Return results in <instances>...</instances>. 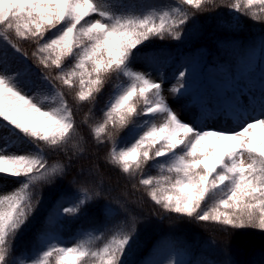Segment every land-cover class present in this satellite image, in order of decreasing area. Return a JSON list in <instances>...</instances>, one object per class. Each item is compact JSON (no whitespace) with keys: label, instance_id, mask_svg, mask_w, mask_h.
<instances>
[{"label":"snow or ice","instance_id":"snow-or-ice-1","mask_svg":"<svg viewBox=\"0 0 264 264\" xmlns=\"http://www.w3.org/2000/svg\"><path fill=\"white\" fill-rule=\"evenodd\" d=\"M210 4L212 0H0V181H15L14 188L3 185L0 190V264H128L137 218L125 201L98 205L101 216L92 227L99 235L87 233L65 244L56 234L67 218H78L102 198L87 186L103 185L95 163L81 166L71 181L79 180L81 186L60 197L45 215L37 232L44 239L24 251L16 247L38 210L43 187L63 179L83 156V149L69 153L77 124L54 81L78 88V102H95L110 79L124 78L113 86L102 122L90 128L97 142L104 135L112 142L106 163L134 179L151 162L158 175L141 176L139 184L166 213L224 229L264 232V41L258 63L255 46L239 45H229L230 51L211 67L201 63L198 70L189 58L176 63L168 91L185 101L190 120L181 119L165 96L167 77L160 70L165 50L151 46L156 39L181 40L195 14ZM227 7L264 21V0H231ZM25 40L34 43L32 56L42 69L56 70L54 78L27 64L12 68L15 54L26 60L19 45ZM137 62L143 70L135 67ZM164 63L171 66V58ZM153 71L158 79L152 78ZM140 117L144 119L137 124ZM221 118L232 119L233 128L207 127ZM109 126L128 133L117 140ZM45 149L63 152L67 162L50 163ZM130 220L131 228L125 230ZM105 231L110 238L94 247L93 239ZM169 248L163 258L145 257L141 264H216L185 259L186 252ZM257 264H264V252Z\"/></svg>","mask_w":264,"mask_h":264},{"label":"trees","instance_id":"trees-1","mask_svg":"<svg viewBox=\"0 0 264 264\" xmlns=\"http://www.w3.org/2000/svg\"><path fill=\"white\" fill-rule=\"evenodd\" d=\"M147 2H161V0H147ZM169 2V0H162ZM231 0H212V4L205 6L195 14L193 20L186 26L184 36L179 41L158 39L151 42L152 47L165 50V56L161 58V71L164 74L176 70V63L189 58L197 65L206 63L211 67L214 59L225 56L230 51L229 45L255 46L260 48L264 41V21L256 22L241 13L230 10L227 5ZM223 5V6H221ZM191 11V10H190ZM239 17L237 24L235 17ZM22 53H26V64L31 66L34 72L46 74L54 78L56 70H44L33 58L35 45L30 40L19 41ZM171 58V66L164 60ZM70 63V62H69ZM67 66V64H66ZM24 67V66H22ZM20 67V68H22ZM219 77V73H218ZM218 79V78H217ZM124 82V78L110 79L95 102H78L75 99L78 88H68L59 81H54L57 89L64 95V99L73 111V119L77 124V133L67 146L69 153H79L83 149V156L74 160L68 170V174L61 180H57L51 186L43 187V198L38 210L34 213L29 224L21 231L16 247L20 251L35 247L43 236L37 237L42 221L56 201L81 186L80 181L71 183L77 176L81 166L85 169L92 164L99 165L98 176L104 178L102 186L95 182L87 185L101 192V199L97 204L89 206L78 218H67L62 230H56V234L65 243L87 233L93 236L92 225L96 224L101 216L98 205L110 203L115 206V200L120 199L128 203L129 208L136 219V236L133 239L128 264H141L148 257L153 258L165 245L186 252L187 259H207L216 264H257L261 253L264 252V232L256 229H224L220 225L210 222H198L188 217H180L176 214L166 213L155 205L147 196V189L139 184L141 176L158 175V169L151 166V162L143 172L137 173L134 179L125 177L117 168L106 163V154L112 147V142L107 135L102 137L103 142H97L90 133V128L98 122H102L103 110L109 99L113 86ZM144 118L140 117L137 124ZM131 127V126H130ZM109 131L119 140L126 136L128 129L116 131L109 126ZM49 162L63 161L67 158L63 152H50L45 149ZM135 185V187H133ZM210 203V202H209ZM110 215V213H103ZM122 217H117L119 220ZM131 220L125 226L130 230ZM110 238V233L105 231L100 239H93L94 247H101L105 240Z\"/></svg>","mask_w":264,"mask_h":264},{"label":"rangeland","instance_id":"rangeland-1","mask_svg":"<svg viewBox=\"0 0 264 264\" xmlns=\"http://www.w3.org/2000/svg\"><path fill=\"white\" fill-rule=\"evenodd\" d=\"M259 59H260V50H259V48H256L255 49V62L258 63ZM10 62H11V66L13 69L20 68L25 64L24 60L20 58L19 54H15L14 58H12ZM135 67L140 68L142 70L144 69V65L142 63L136 64ZM245 71H247V70H245ZM216 76H217V74L214 73V77H216ZM171 77H172V74L164 82V94L168 98L171 107L178 113V115L181 117V119L190 120L191 116H192L191 111L184 109L182 107L185 101L183 99H179V100L173 99L172 95L168 91L170 85L175 82ZM152 78L153 79L159 78L156 71H153ZM32 79H36V77H32ZM35 91H36V89H33V92H35ZM46 91H47V89L45 90V92ZM245 103H247L246 98H245ZM207 127H209V128H213V127H215V128H226V129L231 130L233 128V121H232V119L225 120L224 118H221L219 120L210 121L208 123ZM161 159H163V158H161ZM3 185H7V189H12L15 187V181H13L11 179H5L3 181H0V190H3ZM80 238H86V234L72 240L71 242L78 240ZM169 250L170 249H165V250L158 252L157 255L153 259L158 260V259L163 258L165 256V254H167L169 252ZM183 258H185V257H183Z\"/></svg>","mask_w":264,"mask_h":264}]
</instances>
